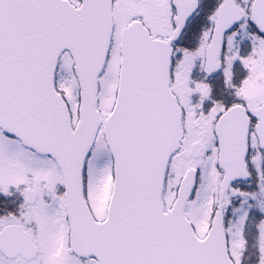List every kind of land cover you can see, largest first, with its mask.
Wrapping results in <instances>:
<instances>
[{
  "label": "snow or ice",
  "instance_id": "obj_1",
  "mask_svg": "<svg viewBox=\"0 0 264 264\" xmlns=\"http://www.w3.org/2000/svg\"><path fill=\"white\" fill-rule=\"evenodd\" d=\"M0 264H264V0H0Z\"/></svg>",
  "mask_w": 264,
  "mask_h": 264
}]
</instances>
